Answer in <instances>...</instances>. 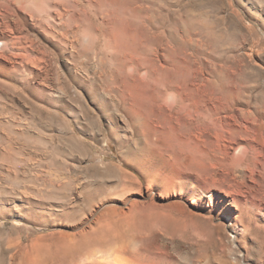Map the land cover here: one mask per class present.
Masks as SVG:
<instances>
[{"label": "rangeland", "instance_id": "374dc122", "mask_svg": "<svg viewBox=\"0 0 264 264\" xmlns=\"http://www.w3.org/2000/svg\"><path fill=\"white\" fill-rule=\"evenodd\" d=\"M8 1L0 8V264H113L91 256L99 241L112 245L106 255L127 249L125 262L138 254L164 264H264V0H149L162 19H176V35L188 31L183 39L201 43L198 86L215 89L200 91L213 111L210 128L190 138L205 154L175 148L162 159L148 156L99 81L80 95L71 88L68 98L52 96L58 77L70 74L67 53L57 56L51 40L57 26L49 5L61 0H22L24 9ZM89 43L86 34L76 44ZM133 62L125 73L146 81L147 69ZM171 92L160 99L167 112ZM100 101L111 108L109 124ZM141 149L147 155L137 161ZM56 171L69 178L59 196L49 180Z\"/></svg>", "mask_w": 264, "mask_h": 264}, {"label": "bare ground", "instance_id": "6f19581e", "mask_svg": "<svg viewBox=\"0 0 264 264\" xmlns=\"http://www.w3.org/2000/svg\"><path fill=\"white\" fill-rule=\"evenodd\" d=\"M40 1L32 0L31 2L37 5ZM11 2L18 9L23 8L22 0H12ZM49 6L54 12L53 17L57 26L55 35L51 34V40L55 41L53 48L57 51L59 57L63 56L65 52L67 53L64 60L70 72L68 78L64 81L58 77L56 89L53 91L52 96L59 99L61 97L68 98L71 88L75 89L80 95L79 91L87 89L88 84L99 81L112 91V96L116 99L113 106L114 111L121 118H124L125 125L132 129L136 139L137 137L141 140L144 139L143 142L147 145L145 149L148 150V156H155L157 159H162L165 153L174 156L175 148L189 150L194 156L198 151L205 154L200 145L192 142L190 138L199 131L205 132L210 128V123L213 122V111L202 101L200 91L205 90L208 95H213L215 89L211 82L205 85V89H200L198 86L200 85L198 84V74L202 45L198 43L199 41L194 43L192 39L185 40L188 38L186 34L188 31H184L183 36L176 35L173 32V27L178 24L176 19L170 18L169 14L167 19H162L161 15L155 11L156 8L151 7L149 0H61ZM0 8H10L9 1L0 0ZM197 19L200 20L209 36L214 35L213 27L206 14H198ZM86 34L90 37V43L77 46L78 40ZM18 56L17 54V58ZM14 57L16 58V56ZM21 57L23 56L21 55ZM29 57L31 56L26 54L23 59L26 58L27 61H30L32 58ZM133 57H137L140 66L147 69L148 79L146 81L137 80L125 73L127 66H135ZM23 59L22 61H24ZM209 64L210 69H207V71L212 75L215 70L212 68L211 63ZM240 67H242L240 64L238 66L232 65L230 69L234 73ZM164 89L172 91L171 96H175L173 107L169 112L165 111L160 105ZM219 89L222 94H226L225 97H230L233 94V91H231L232 94L230 95L225 88L220 87ZM96 93L97 90H89V97L93 101ZM107 101L103 104L101 103L103 101H100L101 105L98 110L100 117L109 124L112 121V115ZM82 108L85 109V106H82ZM80 112H74L73 114L79 116ZM249 113L251 114V112ZM73 114L72 116L76 117ZM262 114L263 121L258 125L260 131H264V109ZM76 119H79V117L75 118V121ZM151 134L157 138L156 141L150 139ZM146 145L143 144V147ZM145 149L143 148V150ZM141 150L133 155L137 161L139 158L144 159L142 157L147 155L146 153L144 155L143 150ZM195 157H191V162L198 159V157L197 159ZM150 159L152 158L150 157ZM57 172H52L49 180L50 184H58L56 187L62 190V192L57 191L59 196L68 189L69 178L66 176L67 174L65 175L62 172L63 174L58 173V175ZM61 199H64V197L59 200ZM199 199V195H194L190 203L195 205ZM107 243L104 241L100 243L99 241V249L93 253L89 252L92 253L91 256L96 258L98 254L103 256L105 254L107 258L112 259L113 264H164L162 258L158 261L145 260L147 257L144 259V256H138V254L133 257L132 253L129 256L131 255L134 259L125 262L128 257H122V255L127 249L123 247L116 250L118 252V254L115 253L116 255L114 253L106 255L105 249L107 251L112 250V245L109 248L110 245ZM262 253H264V250ZM142 259L145 260L144 263L140 262Z\"/></svg>", "mask_w": 264, "mask_h": 264}]
</instances>
